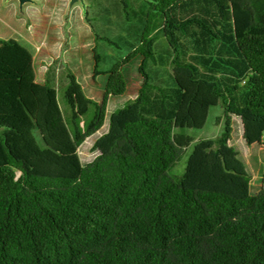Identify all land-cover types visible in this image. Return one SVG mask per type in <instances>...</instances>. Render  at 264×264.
<instances>
[{"label":"trees","instance_id":"obj_1","mask_svg":"<svg viewBox=\"0 0 264 264\" xmlns=\"http://www.w3.org/2000/svg\"><path fill=\"white\" fill-rule=\"evenodd\" d=\"M85 2L94 77L107 82L82 126L70 95L64 112L36 83L31 53L0 41V264H264V175L252 195L230 146L235 116L245 144L264 147V15L249 0ZM135 59L137 96L82 165ZM220 102L223 132L194 147L176 182L174 130H202Z\"/></svg>","mask_w":264,"mask_h":264},{"label":"rangeland","instance_id":"obj_2","mask_svg":"<svg viewBox=\"0 0 264 264\" xmlns=\"http://www.w3.org/2000/svg\"><path fill=\"white\" fill-rule=\"evenodd\" d=\"M249 1L260 22L264 15V0ZM88 11L85 0H0V41H15L33 54L36 83L50 82L57 91L59 105L64 112L67 107L66 95H70L71 105L81 126L94 114L92 104L101 103L107 82L104 75L94 77L93 49L96 46L86 22ZM139 64L140 60L135 59L123 67L127 91L121 97L109 99L103 128L79 149L82 165L96 157L97 153L92 149L96 141L108 133L110 116L136 98L142 85ZM69 75L74 77V81ZM242 87L241 84L238 90L242 91ZM231 125L230 146L245 162L252 177L250 192L255 195L261 188L264 175V147H248L245 144L238 117H232ZM224 126V108L220 102L210 110L207 124L202 130L175 129L173 138L176 145L184 150L183 162L187 165L190 154L200 142L218 139ZM183 172L182 167L177 166L169 171V175L177 180Z\"/></svg>","mask_w":264,"mask_h":264},{"label":"bare ground","instance_id":"obj_3","mask_svg":"<svg viewBox=\"0 0 264 264\" xmlns=\"http://www.w3.org/2000/svg\"><path fill=\"white\" fill-rule=\"evenodd\" d=\"M185 155V153H184ZM183 156H181L178 161L173 165V167L169 170V171H172V170H175V168H177V166H181L182 167V171L185 170V166H186V163L183 162Z\"/></svg>","mask_w":264,"mask_h":264},{"label":"crops","instance_id":"obj_4","mask_svg":"<svg viewBox=\"0 0 264 264\" xmlns=\"http://www.w3.org/2000/svg\"><path fill=\"white\" fill-rule=\"evenodd\" d=\"M256 20H257V19H256ZM257 22H258V21H257ZM31 55L33 56L32 53H31ZM33 62H35L34 57H33ZM184 171H185V170H184ZM183 175H184V172H183L182 176H181L179 179L175 180V181H176V182H179V181L182 179Z\"/></svg>","mask_w":264,"mask_h":264}]
</instances>
